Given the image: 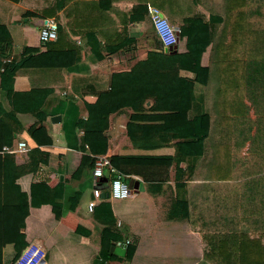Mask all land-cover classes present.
I'll return each mask as SVG.
<instances>
[{"label":"crops","instance_id":"0c3cea01","mask_svg":"<svg viewBox=\"0 0 264 264\" xmlns=\"http://www.w3.org/2000/svg\"><path fill=\"white\" fill-rule=\"evenodd\" d=\"M98 1L64 0L61 7H56L57 0H0V23L8 28L4 36L11 55L14 59L29 55L15 69L11 88L4 93L0 85V199L12 195L5 183L16 182L17 191L38 199L53 197L60 203H43L30 207L28 212L4 213L2 218L25 222L16 246L38 241L46 250L42 264H195L204 248L198 237L199 228L190 219L184 220L180 209L174 211L171 207L188 209L190 198L197 197L208 181L207 177L198 175L202 163L209 161L210 141L201 142L202 158L184 185L174 184L175 170L186 166L184 160H178L170 166L167 180L153 179L146 183L133 176L131 180L139 181L137 190L121 199L102 196L94 210L89 211L87 203L93 198L92 189L101 185L99 178L92 175L96 156L109 157L118 151L141 155L174 151L181 142L173 140L156 147L153 153L151 149L134 146L127 133V122L130 117L149 113L139 114L126 105L108 116L107 150L91 153L78 120L87 115L85 103L95 101L98 93L109 87L113 72L129 69L146 56L152 29L145 18H133L136 14L132 15L131 11L136 5L158 6L179 27L187 16H198L207 22L211 14L225 16L226 8L233 10L232 3L229 0H103L99 7ZM238 4L235 9L240 7V1ZM46 18H53L58 29L68 32L66 38L75 48L52 49L39 40L38 31ZM223 26L222 21L216 28V37ZM91 29L97 31L101 42H115L122 35L134 37L137 48L118 50L97 60L82 36ZM155 46L160 47L157 43ZM78 49H81L80 57L76 61ZM210 50L209 45L202 52L199 70H180L184 87L193 88L196 81L205 84L204 123L209 131L213 120L208 98ZM152 102L151 98L143 100L145 111H149ZM40 107H46L50 118L60 116L59 121L44 122L52 142L42 145L39 140L43 125L31 112ZM7 139H11L9 145ZM19 141H25L26 147L19 149ZM4 146L9 150H4ZM81 154L87 157L83 167L75 172ZM39 159L33 173H18V164ZM102 177L108 185L110 175L106 169ZM111 216L114 221L105 223L110 235L103 236L100 227ZM118 234L120 239L114 237ZM103 249L109 250L108 258Z\"/></svg>","mask_w":264,"mask_h":264},{"label":"trees","instance_id":"16d2710c","mask_svg":"<svg viewBox=\"0 0 264 264\" xmlns=\"http://www.w3.org/2000/svg\"><path fill=\"white\" fill-rule=\"evenodd\" d=\"M101 1L97 3L99 7ZM229 1L233 10L227 6L225 16L211 14L209 22L198 16L183 17L175 52L156 48L155 44L159 43L146 3L136 5L131 14H136L134 19L145 18L150 23L151 46L146 56L129 69L111 74L109 87L100 91L95 101L85 103L87 115L78 121L91 153L107 150L108 116L126 105L139 114L149 113L130 117L127 122V133L134 146L151 149L153 153L156 147L166 146L173 140L181 142L174 151L149 155L118 151L109 155L111 164L127 183L133 176L146 183L153 179L165 181L169 178L170 166L184 160L185 168L176 169L174 174L175 186L184 185L202 158L201 142L210 138L212 155L207 163L208 181L197 197L190 198L188 209L177 205L171 209H180V216L190 219L205 241L195 264H264V0ZM239 1L240 7L235 9ZM63 2L57 0L55 6L61 7ZM222 21L223 29L216 37V28ZM7 30V26L0 23V85L4 93L12 86L17 66L29 56L13 58L4 36ZM68 35L58 29L57 37L46 44L52 49L75 48L66 38ZM82 36L97 60L108 53L137 48L136 39L126 35L110 43L101 42L94 29ZM209 45L213 59L210 81L214 83L215 114L210 131L204 123L205 84L196 81L193 88L184 87L180 73L181 69L199 70L201 54ZM80 50L76 51V61ZM146 98L153 100L149 111L142 107ZM31 112L43 125L39 144L51 143L52 137L44 124L51 119L48 110L40 107ZM10 142L11 139L6 140L8 145ZM86 157L87 154H81L75 172L83 167ZM40 161L18 164V173H33ZM99 181L101 185L96 186L107 194L106 179L99 177ZM5 187L12 195L0 199V264L11 263L26 245L16 246L25 222L4 220L2 215L28 212L30 207L43 203L60 204L53 197L38 199L25 191H17L16 182H7ZM95 206L96 203L93 210ZM113 221L111 216L102 223L103 236L110 235L105 223ZM114 237L121 238L120 234ZM103 250L108 258L109 250Z\"/></svg>","mask_w":264,"mask_h":264},{"label":"built area","instance_id":"2783aa9c","mask_svg":"<svg viewBox=\"0 0 264 264\" xmlns=\"http://www.w3.org/2000/svg\"><path fill=\"white\" fill-rule=\"evenodd\" d=\"M146 9L160 47L165 49H172L174 46L177 47L179 39L176 33V26L170 22L163 10L153 4H148ZM57 31L58 26L56 21L53 18H46L38 31L39 40L42 43L54 40L57 37ZM17 147L19 149L25 148V141H19ZM3 149L9 150V147L4 146ZM178 168L181 169V166ZM104 169L110 175L108 180V193L103 195L99 186H95L92 189L93 198L87 203L89 211L93 210L95 203L102 196L121 199L128 197L132 193L131 187L123 180L122 173L111 164L109 157L104 154L96 156L92 167L93 177H102L104 175ZM128 241L127 239L126 242ZM45 257L46 250L44 246L36 240H31L20 250L16 258L8 264H42L45 261Z\"/></svg>","mask_w":264,"mask_h":264},{"label":"rangeland","instance_id":"374dc122","mask_svg":"<svg viewBox=\"0 0 264 264\" xmlns=\"http://www.w3.org/2000/svg\"><path fill=\"white\" fill-rule=\"evenodd\" d=\"M212 61H213V59H212V51L210 50V66L211 67H213V62ZM213 88H214V83L212 81V82H210L209 97L208 98H209V101H210V112L213 114L212 116L214 118L215 114H214V110H213V106H212L213 99H214V94H213V90L214 89ZM211 127H212V122H211ZM207 141H210V138H207ZM208 153H209V159H210L211 155H212L211 147L209 148ZM201 166H202V168L200 170V174L198 175V177L205 179L207 177V164H206V162H203ZM198 231H199V233H198L199 236L198 237H199V239L201 238L202 242L204 243L205 242L204 239L202 237H200L201 236V232H200L199 229H198Z\"/></svg>","mask_w":264,"mask_h":264},{"label":"water","instance_id":"95a60500","mask_svg":"<svg viewBox=\"0 0 264 264\" xmlns=\"http://www.w3.org/2000/svg\"><path fill=\"white\" fill-rule=\"evenodd\" d=\"M176 33L179 36V27L178 26H176ZM165 50H168L169 52H175L177 50V47L174 46V48H172V49L170 48V49H165ZM51 120L53 122L59 121L60 116L59 115H53V116H51ZM138 182H139L138 180H135V181L130 180L128 185L131 187L132 190H137L138 189ZM103 195H105V194L103 193Z\"/></svg>","mask_w":264,"mask_h":264}]
</instances>
